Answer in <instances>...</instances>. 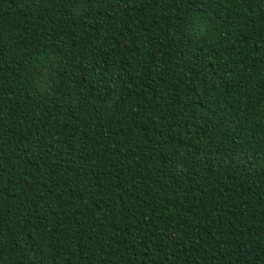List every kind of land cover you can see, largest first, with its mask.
Returning a JSON list of instances; mask_svg holds the SVG:
<instances>
[{
  "label": "trees",
  "instance_id": "trees-1",
  "mask_svg": "<svg viewBox=\"0 0 264 264\" xmlns=\"http://www.w3.org/2000/svg\"><path fill=\"white\" fill-rule=\"evenodd\" d=\"M0 264H264V0H0Z\"/></svg>",
  "mask_w": 264,
  "mask_h": 264
}]
</instances>
